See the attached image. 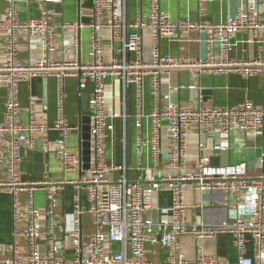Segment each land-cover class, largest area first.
I'll return each mask as SVG.
<instances>
[{"label":"built area","instance_id":"obj_1","mask_svg":"<svg viewBox=\"0 0 264 264\" xmlns=\"http://www.w3.org/2000/svg\"><path fill=\"white\" fill-rule=\"evenodd\" d=\"M41 4L40 14L20 21L15 0H7L0 17V86L6 90L5 104L0 120V167L5 173L0 178V195L11 199L12 242L11 255L0 252V264H220L216 256L197 247L192 260L176 249L180 235H193L197 240L227 235L236 251L235 261L227 264H264V169L251 179L225 170L211 168L208 150L219 151L228 146L232 130L246 136L264 135V106L251 100L217 107L198 104L182 105L160 92L164 70L176 67H196L200 73L229 74L237 72L250 77L264 72V59L253 56L237 59L233 55L237 32L248 33L249 47L263 43L257 36L264 33V0H246L245 5L223 21L192 22L189 19L173 20L161 8L160 0H148L147 9H140L136 18L127 17L126 0H91L92 21H63L55 24L49 13L50 4L62 0H29ZM198 0V14L205 2ZM83 26L90 28L87 61L79 57V36ZM60 27L58 41L57 29ZM147 30L152 45L147 58L142 55V32ZM205 34L206 56L190 58L162 55L159 40L171 38L178 43L189 32ZM256 35V37H255ZM29 42L27 61L18 57L20 40ZM182 46H180V49ZM52 75L56 78L57 117L54 123H40L33 114V100L29 102V120L20 123L17 87L23 80L35 75ZM74 76L83 88L91 83L89 117V151L92 163L79 180L52 182L23 180L20 164L22 150L34 147L36 134L57 130L58 141L52 146L63 172L81 168L78 153L66 148L69 132L73 129L64 115V78ZM107 77L122 81L124 90L132 86L135 106L141 120H149V133L136 138V146L144 148L150 164L136 179L126 176L129 168L125 162L111 164L107 159V139L113 134L117 118L126 120L128 114L107 110L105 80ZM148 80L154 102L149 112H144V83ZM209 127L218 136L211 145L199 144L200 155L194 168L185 164L187 137L191 129ZM264 166V151L257 158ZM140 169V168H139ZM77 183L86 194L85 206L75 195L73 211L66 216L67 228L63 236H56L57 194L66 183ZM45 191L46 205H34V191ZM192 189L201 194L223 191L228 194L227 217L213 224L204 221L189 223L184 218L187 206L184 192ZM27 193L23 207L19 194ZM168 192L170 204L156 207L155 196ZM201 208V204L196 205ZM203 207V206H202ZM23 209L26 222L22 230L18 219ZM91 218V233L83 241L81 216ZM153 211L156 212L153 215ZM158 226L160 237L154 233ZM28 242L25 254L15 247L19 238ZM160 241L169 251L168 258L154 263L146 257L145 246ZM116 245V246H115Z\"/></svg>","mask_w":264,"mask_h":264},{"label":"crops","instance_id":"obj_2","mask_svg":"<svg viewBox=\"0 0 264 264\" xmlns=\"http://www.w3.org/2000/svg\"><path fill=\"white\" fill-rule=\"evenodd\" d=\"M260 1V0H258ZM246 0H212L204 3L203 11L198 14V0H160L162 10L173 20L189 19L192 22H218L223 21L227 15L232 14L245 5ZM148 0H126L127 17L130 20L136 18L140 9H147ZM20 21L40 14L41 4L29 0H15ZM7 0H0V17L5 11ZM49 13L55 24L68 21H80L87 25L92 21L91 0H62L59 4H50ZM58 41L60 38V27L57 29ZM90 28L83 26L79 36V57L81 61H87L88 41ZM260 40L264 39V33L257 34ZM248 33L237 32L234 34L233 55L237 59H248L258 56L264 59V45L258 43L254 48L247 45ZM256 37V35H255ZM203 32L191 31L187 37L179 43L171 38L162 37L159 40V50L162 55L177 56L184 53L192 59L206 56L208 49L204 43ZM18 57L21 61H27L29 57L27 38L20 40ZM152 40L147 30L142 32V55L147 58L151 49ZM180 46L182 48L180 49ZM2 42L0 40V61L2 60ZM161 78L160 92L167 93L171 99L182 105L195 107L198 104L225 107L237 104L244 99L251 100L256 106H264V72L250 77H243L237 72L229 74L200 73L196 67H176L164 70ZM105 96L107 110L121 114L124 109L128 118L124 121L117 118L113 134L107 139V159L111 164L125 162L129 167L126 171L128 179H136L143 173V168L150 164L146 149L136 146V138L139 135L146 136L149 133V120L143 118L138 126L137 108L135 106V94L133 87L124 90L122 81L107 77L105 80ZM91 83L86 82L83 88L78 85L74 76L64 78V115L73 129L69 132L66 148L70 152L78 153L82 159L81 168L76 171L63 172L56 152L52 146L58 141L57 130H49L43 134H36L34 147L22 150L20 171L23 180L38 181L46 179L52 182L79 180L92 163L90 151L83 144V128L88 124L90 117V94ZM57 81L52 75H35L29 80L18 83L17 94L19 100L18 120L26 124L29 120V102L33 100V114L40 123L52 124L57 117ZM6 90L0 86V120L4 111ZM154 98L150 93L149 82L144 83L143 109L149 112L153 106ZM218 136L209 127L191 129L187 137L185 164L194 168L198 162L200 150L199 144L211 145L217 141ZM89 150V148H88ZM225 151L226 154H221ZM264 151L263 136H246L239 130H232L229 135L228 146L219 151L208 150L211 158L210 166L214 170L233 171L246 179L254 178L263 167L257 163V158ZM226 162V163H225ZM140 168V169H139ZM5 173L0 167V178ZM79 195L85 206V191L75 182L66 183L57 194L58 207L56 209V236L61 238L67 228L66 216L74 208V196ZM27 193L21 191L19 194L20 206L25 204ZM184 203L187 206L184 218L189 223L204 221L207 224L218 223L227 217L228 201L230 198L223 191L205 192L203 194L187 189L184 192ZM34 205L43 208L46 205L45 191L36 189L34 191ZM170 204L168 192H160L155 196L156 207L165 208ZM201 204V208L196 205ZM203 206V207H202ZM25 211L21 209L18 219V227L23 229L26 222ZM156 212L153 211V215ZM83 241H86L91 233L92 225L89 214L85 211L81 216ZM12 216L11 199L8 195H0V252L8 257L13 250L12 242ZM154 233L160 237L161 230L158 226ZM116 246V245H115ZM202 246L205 253L214 255L220 264L235 261L236 251L232 240L227 235L216 238L197 240L193 235H180L176 241V249L183 253L187 259H194L197 247ZM19 253L25 254L28 242L24 237L19 238L15 246ZM170 251L158 240L149 242L145 246V254L154 263H160L168 258Z\"/></svg>","mask_w":264,"mask_h":264},{"label":"water","instance_id":"obj_3","mask_svg":"<svg viewBox=\"0 0 264 264\" xmlns=\"http://www.w3.org/2000/svg\"><path fill=\"white\" fill-rule=\"evenodd\" d=\"M84 131V135L82 136V139L84 141L83 146L87 149L84 154L88 155L89 154V134H88V124H86V126L83 128ZM221 154H226L225 151H221ZM226 163V162H225Z\"/></svg>","mask_w":264,"mask_h":264}]
</instances>
